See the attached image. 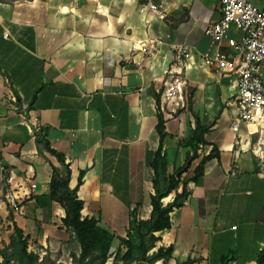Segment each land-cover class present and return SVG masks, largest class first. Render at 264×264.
<instances>
[{
  "label": "crops",
  "instance_id": "1",
  "mask_svg": "<svg viewBox=\"0 0 264 264\" xmlns=\"http://www.w3.org/2000/svg\"><path fill=\"white\" fill-rule=\"evenodd\" d=\"M249 1L264 8V0ZM220 17V0H0L1 247L16 224L38 262L74 264L80 255L63 224L65 208L50 195L52 168L36 142L41 129L70 162L72 188L86 170L78 191L84 217L99 218L119 236L138 203V216L150 217L161 92L181 45L192 52L185 71L189 99L185 109L162 112L169 169L185 163L196 118L210 125L205 151L216 146L217 152L197 181L192 176L201 158L184 173L185 200L171 212V227L155 233L160 240L149 254L173 247L168 260L153 264L264 261V137L246 122L232 129L238 86L201 58L216 50L206 28ZM144 43L150 51L141 49ZM221 49L232 51L226 42ZM2 165L15 172L14 184L4 179ZM32 182L37 187L16 212L6 194ZM182 189L183 183L171 198ZM119 247L117 239L106 264H114Z\"/></svg>",
  "mask_w": 264,
  "mask_h": 264
},
{
  "label": "trees",
  "instance_id": "2",
  "mask_svg": "<svg viewBox=\"0 0 264 264\" xmlns=\"http://www.w3.org/2000/svg\"><path fill=\"white\" fill-rule=\"evenodd\" d=\"M160 101V96L158 98ZM20 104V101H18ZM165 117L162 112L158 113L157 131L160 142L151 161L152 182L154 193L151 195L152 210L150 217L142 219L138 216V203L131 211L129 225L125 236H119L115 232L101 224L99 218L82 215L84 201L79 198L78 191L83 183L86 170H81L78 182L75 187L70 186L72 169L70 162H67L63 153L54 149L48 139L46 129H41L36 133V142L41 145V153L45 156L52 168L50 179L51 198L65 208L66 215L63 224L73 233L74 240L81 248L78 258H74V264H106L112 256L111 248L115 240L120 241V247L114 254V264L123 262L131 264L134 261L147 260L154 263L157 260H168L173 252V247H159L152 255V250L160 237L155 233L171 227V212L179 207L180 200L187 195L183 175L193 165L198 158L200 163L195 167L192 176L193 181H197L203 174V167L206 161L216 154L217 148L206 154L205 146L209 144L206 140V133L210 125H205L196 118L195 126L187 140V153L185 163L178 169L170 170L167 155L164 151L165 139L170 135L166 129ZM51 157L55 158V161ZM59 163V165H57ZM8 168V167H7ZM11 169V168H8ZM180 174L178 175V173ZM183 183V189L173 201L164 203V199L171 193L176 192ZM29 236H25L24 231L14 225L10 242L4 247L0 245V254L3 260L0 264H47L46 261L38 262L37 256L28 250ZM261 257L258 264H263ZM223 264H229L226 259Z\"/></svg>",
  "mask_w": 264,
  "mask_h": 264
},
{
  "label": "built area",
  "instance_id": "3",
  "mask_svg": "<svg viewBox=\"0 0 264 264\" xmlns=\"http://www.w3.org/2000/svg\"><path fill=\"white\" fill-rule=\"evenodd\" d=\"M220 2L221 17L209 23L206 28L216 50L204 53L201 58L204 64L215 66L219 74L232 76L238 86L239 115L233 122L232 129L237 131L241 123L246 122L255 125L257 132L264 137V8L249 0ZM151 9L157 10V6L152 4ZM234 31L238 34L232 33ZM225 42L232 51L225 52L221 49ZM151 48L147 43L141 47L143 51H150ZM174 58L175 64L167 72L161 92L163 113H176L185 109L188 104V79L185 71L192 58L191 48L177 46ZM209 152L205 151L206 154ZM1 170L7 173L4 177L7 183L14 184L15 172L5 165L1 166ZM29 170L33 172V167L30 166ZM232 173L236 174V170ZM36 187L37 184L32 182L31 187L22 186L20 190H10L6 194L7 203L16 212H23L25 198ZM175 197L176 195L173 198L169 195L164 203L173 201Z\"/></svg>",
  "mask_w": 264,
  "mask_h": 264
},
{
  "label": "water",
  "instance_id": "4",
  "mask_svg": "<svg viewBox=\"0 0 264 264\" xmlns=\"http://www.w3.org/2000/svg\"><path fill=\"white\" fill-rule=\"evenodd\" d=\"M179 174H180V172L178 173V175H179ZM184 200H185V199H184V198H182V199L180 200V204H181V203H183V202H184Z\"/></svg>",
  "mask_w": 264,
  "mask_h": 264
},
{
  "label": "rangeland",
  "instance_id": "5",
  "mask_svg": "<svg viewBox=\"0 0 264 264\" xmlns=\"http://www.w3.org/2000/svg\"><path fill=\"white\" fill-rule=\"evenodd\" d=\"M255 5H257V4H255ZM258 6V5H257Z\"/></svg>",
  "mask_w": 264,
  "mask_h": 264
}]
</instances>
